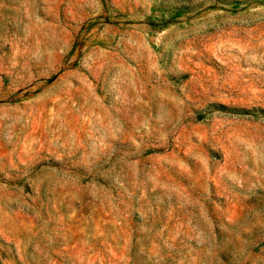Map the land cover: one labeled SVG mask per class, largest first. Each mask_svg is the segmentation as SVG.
Instances as JSON below:
<instances>
[{
    "label": "rangeland",
    "instance_id": "rangeland-1",
    "mask_svg": "<svg viewBox=\"0 0 264 264\" xmlns=\"http://www.w3.org/2000/svg\"><path fill=\"white\" fill-rule=\"evenodd\" d=\"M0 264H264V0H0Z\"/></svg>",
    "mask_w": 264,
    "mask_h": 264
}]
</instances>
